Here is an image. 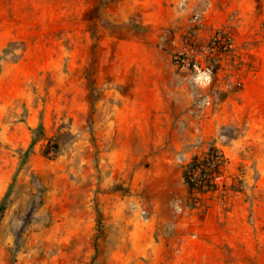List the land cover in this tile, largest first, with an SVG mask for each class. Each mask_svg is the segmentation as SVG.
I'll list each match as a JSON object with an SVG mask.
<instances>
[{"label":"rangeland","instance_id":"374dc122","mask_svg":"<svg viewBox=\"0 0 264 264\" xmlns=\"http://www.w3.org/2000/svg\"><path fill=\"white\" fill-rule=\"evenodd\" d=\"M250 3L236 18L214 0L218 26L190 13L201 44H232L205 77L172 64L168 32L189 25L164 30L161 95L109 40L154 33L138 0H0V264H264V0ZM211 149L215 177L189 190Z\"/></svg>","mask_w":264,"mask_h":264},{"label":"crops","instance_id":"0c3cea01","mask_svg":"<svg viewBox=\"0 0 264 264\" xmlns=\"http://www.w3.org/2000/svg\"><path fill=\"white\" fill-rule=\"evenodd\" d=\"M145 8L142 11L143 23L147 20L145 16H151V20L147 23L154 33L151 36H129L127 39L123 36H110L109 40L117 42L116 50L119 52L123 47L135 49L140 53L143 63L140 68L141 80L149 82L146 87L156 91L157 94L163 95V90L171 91L174 89L172 85L167 86L163 72L165 68V58L161 49V42L165 38L162 36L167 28L179 26L187 28L189 25V15L191 12L205 11V25L218 26L212 15L224 14V9L215 7L214 0H138ZM205 7H203V6ZM251 8L250 0H230L229 9L235 10L236 18L242 17ZM237 11V12H236ZM238 11L240 13L238 14ZM263 43L256 51L258 57L257 62L260 64L262 76L258 79L255 86L264 92V37L259 38ZM148 74V75H146ZM147 80V81H146Z\"/></svg>","mask_w":264,"mask_h":264},{"label":"built area","instance_id":"2783aa9c","mask_svg":"<svg viewBox=\"0 0 264 264\" xmlns=\"http://www.w3.org/2000/svg\"><path fill=\"white\" fill-rule=\"evenodd\" d=\"M202 19L197 15L191 17L189 27L183 31L170 30L167 36V46L174 68L187 71L197 77L210 75L211 68L222 55L232 48L227 36H212L201 44L199 36ZM227 88L238 87L239 82H229Z\"/></svg>","mask_w":264,"mask_h":264},{"label":"trees","instance_id":"16d2710c","mask_svg":"<svg viewBox=\"0 0 264 264\" xmlns=\"http://www.w3.org/2000/svg\"><path fill=\"white\" fill-rule=\"evenodd\" d=\"M219 165L220 156L213 149L202 158H195L183 171V179L189 190L198 189L201 184L208 183L209 179L212 180Z\"/></svg>","mask_w":264,"mask_h":264}]
</instances>
